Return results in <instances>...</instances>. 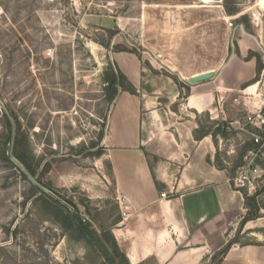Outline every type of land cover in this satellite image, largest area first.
I'll list each match as a JSON object with an SVG mask.
<instances>
[{"label":"rangeland","instance_id":"rangeland-1","mask_svg":"<svg viewBox=\"0 0 264 264\" xmlns=\"http://www.w3.org/2000/svg\"><path fill=\"white\" fill-rule=\"evenodd\" d=\"M232 1L241 8L235 15L227 13L225 0H0V264L105 262L64 230L50 198L59 195L100 235L112 231L121 213L103 145L109 78L123 73L118 62L130 69L119 55L141 60L147 90L151 78L159 88L181 89L190 75L214 70L207 87L219 88L230 110L242 109L246 99L264 101V0ZM257 58L263 70L249 79L248 63L257 65ZM232 67L238 71L231 73ZM125 84L137 90L128 77ZM189 93L183 90L179 101ZM1 103L35 179L53 190L43 191L45 197L6 157L11 146ZM212 117L198 115L199 125L213 130L214 123H228ZM238 133L216 139L218 163L235 175L248 143ZM244 193L255 198L260 218L250 221L251 231L239 226L234 244L262 243L264 184Z\"/></svg>","mask_w":264,"mask_h":264},{"label":"crops","instance_id":"crops-1","mask_svg":"<svg viewBox=\"0 0 264 264\" xmlns=\"http://www.w3.org/2000/svg\"><path fill=\"white\" fill-rule=\"evenodd\" d=\"M119 56L129 62L130 69L122 62L118 66L137 90L135 94L119 90L103 138L117 196L128 199L124 210L129 217L123 219L120 213L112 233L130 264H209L234 240L247 208L228 169L215 165L216 139L222 137L195 138L198 115L210 112L213 120L228 122L229 135L240 132L237 135L250 142L254 128L247 118L263 108L264 101L246 99L242 109L232 111L222 103L219 88L207 87L210 82L163 89L151 78L147 90L141 60L132 54ZM248 64L253 79L257 65ZM186 88L190 93L181 103ZM251 223L246 231L253 230ZM221 264H264V242L234 244Z\"/></svg>","mask_w":264,"mask_h":264},{"label":"trees","instance_id":"trees-1","mask_svg":"<svg viewBox=\"0 0 264 264\" xmlns=\"http://www.w3.org/2000/svg\"><path fill=\"white\" fill-rule=\"evenodd\" d=\"M227 13L229 15H235L241 11V8L233 4L232 0H225L224 4ZM126 52H130L128 50H123ZM132 53V52H130ZM263 70L262 62L259 58H257V76L256 79L259 78L261 72ZM117 74H113L112 77L109 78L108 81V90H109V101L112 104L114 100L116 99L119 88L122 91L130 92L132 94H135L136 90L132 87L130 84L129 87H126L125 80H127V77L117 71ZM258 81V80H257ZM187 90L190 92V89L187 88ZM6 118V126L8 129V137L6 144L11 146L12 138H13V125L7 115L5 114ZM17 132H20V128H18ZM213 136V138H216V136H221L224 139L229 138V131L225 124H219L214 123V129L199 125V128L195 130V138L197 140H202L207 136ZM15 146L13 150L14 157L29 171V173L36 178V171L32 168L30 163L28 162V158L23 150H21V147L23 145V140L21 138H18V134L15 137ZM254 145L251 142H248L245 145L244 148V154L241 157V161H243L244 156L246 153L253 148ZM100 155V154H99ZM8 161L10 164H12L14 167H17V165L11 160L10 155H6ZM215 165L220 169H225V167L221 166L218 163V157L216 155L215 158ZM231 176H235L234 172H230ZM37 182L41 185H43L47 190L50 192H53L52 188L44 183H42L38 178L36 179ZM35 189L37 187L34 184ZM40 193L45 197L47 194L43 192V190H40ZM59 195L54 193V197L50 198L52 202V209L54 211L53 215L56 217V220L58 223L61 224V226L64 228V230L69 235H77L79 239H83L89 248H94L100 253V256L105 260L103 264H130L126 255L121 251L119 245L117 244V241L112 233V231L104 230L103 233L100 235L98 232L92 228V225L87 222L85 218H82L79 212H71L68 207L64 204H62L59 200ZM246 200V208L248 210L247 216L242 220L240 227L243 229L245 225L253 220H256L260 218L259 216V205L256 202L255 198H247L245 196ZM120 218H116L115 222L113 223V226L116 225L119 222ZM234 245V241H232L224 250L219 252L214 258L213 262H218L219 264L222 263L223 259L226 257L228 251L231 249V247Z\"/></svg>","mask_w":264,"mask_h":264},{"label":"built area","instance_id":"built-area-1","mask_svg":"<svg viewBox=\"0 0 264 264\" xmlns=\"http://www.w3.org/2000/svg\"><path fill=\"white\" fill-rule=\"evenodd\" d=\"M247 122L254 128L250 133V142L254 147L246 153L243 165L230 181L235 190L251 195L260 184H264V107L248 116ZM117 202L123 219H128L129 214L124 210L127 197L118 196ZM173 234L178 237V231H173Z\"/></svg>","mask_w":264,"mask_h":264},{"label":"water","instance_id":"water-1","mask_svg":"<svg viewBox=\"0 0 264 264\" xmlns=\"http://www.w3.org/2000/svg\"><path fill=\"white\" fill-rule=\"evenodd\" d=\"M215 75H216V72L214 70L207 71V72H204L202 74H199V75H196V76H193V77L188 78V82L190 84H192V85H197V84L204 83V82H207V81H210V80L214 79ZM1 106H2L5 114L7 115V117L9 118V120L11 121L13 127H14L15 126V123H14L11 115L9 114V112L7 111V109L5 108V106L2 103H1ZM14 142H15V127L13 128L12 145H11V151L9 153L11 160L19 168H21V170L27 175V177L31 180V182L33 184H35L36 186H38L43 191L48 192V190L43 185L39 184L37 182V180L29 173V171L14 157V154H13Z\"/></svg>","mask_w":264,"mask_h":264}]
</instances>
